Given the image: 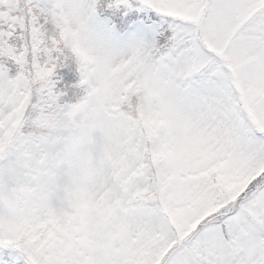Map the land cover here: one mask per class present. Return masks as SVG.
Instances as JSON below:
<instances>
[{"label": "snow or ice", "instance_id": "1", "mask_svg": "<svg viewBox=\"0 0 264 264\" xmlns=\"http://www.w3.org/2000/svg\"><path fill=\"white\" fill-rule=\"evenodd\" d=\"M0 264H264V0H0Z\"/></svg>", "mask_w": 264, "mask_h": 264}]
</instances>
